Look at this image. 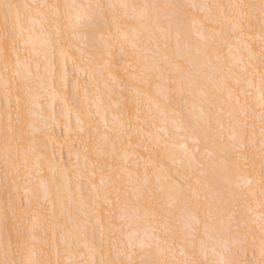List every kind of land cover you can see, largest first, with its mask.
Returning <instances> with one entry per match:
<instances>
[{"label":"snow or ice","instance_id":"6c2138e0","mask_svg":"<svg viewBox=\"0 0 264 264\" xmlns=\"http://www.w3.org/2000/svg\"><path fill=\"white\" fill-rule=\"evenodd\" d=\"M0 264H264V0H0Z\"/></svg>","mask_w":264,"mask_h":264},{"label":"bare ground","instance_id":"6f19581e","mask_svg":"<svg viewBox=\"0 0 264 264\" xmlns=\"http://www.w3.org/2000/svg\"><path fill=\"white\" fill-rule=\"evenodd\" d=\"M15 2L24 3L25 0H15ZM28 2H31V0H28ZM48 2H54V0H48ZM56 2H62V0H56ZM84 2H87V0H84ZM102 2L107 3L110 2V0H102ZM140 2H144V0H140ZM148 2H151V0H148ZM160 2H163V0H160ZM191 2V0H190ZM197 3H221V4H228L232 2H237V0H195ZM67 72L69 75V78L71 79L72 73H73V67L72 64L69 62L67 64ZM69 89H71V85H69ZM70 97V100H74L75 96L71 89V94L66 93ZM71 95V96H70ZM68 117H60V124L57 126L50 128V142L48 144V152L49 155H54L58 161L63 160V154L66 157V161H64L65 166L71 168L76 161V151L77 149L81 148V144L79 140L77 139L75 133H72L71 135L64 130L63 124L64 121L67 120ZM71 127L75 128V116L73 115L71 117ZM71 149V152L69 151ZM193 151H195V146H193ZM203 152V148L201 147V154ZM142 155H147V153H141ZM71 157V159H70ZM83 161H81V164ZM20 196H24L23 188H21Z\"/></svg>","mask_w":264,"mask_h":264},{"label":"rangeland","instance_id":"374dc122","mask_svg":"<svg viewBox=\"0 0 264 264\" xmlns=\"http://www.w3.org/2000/svg\"><path fill=\"white\" fill-rule=\"evenodd\" d=\"M68 93L71 94V89H69V87H68ZM70 96H71V95H70ZM63 159H64V161H66V157H65L64 154H63Z\"/></svg>","mask_w":264,"mask_h":264}]
</instances>
